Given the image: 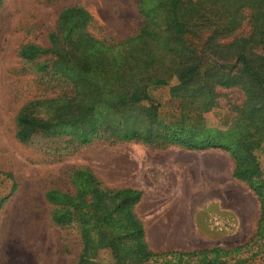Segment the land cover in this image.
I'll use <instances>...</instances> for the list:
<instances>
[{
	"label": "rangeland",
	"instance_id": "rangeland-1",
	"mask_svg": "<svg viewBox=\"0 0 264 264\" xmlns=\"http://www.w3.org/2000/svg\"><path fill=\"white\" fill-rule=\"evenodd\" d=\"M72 7L90 14L86 32L107 46L135 36L143 25L139 0H1L0 264L79 262L84 252L80 227L76 222H54L58 206L48 201L51 192L71 196L81 192L86 205L83 210L93 219L92 224L96 217H105L103 228L100 223L90 228L88 264H114L99 233L123 236L127 231L121 216L113 213L116 201L100 197L91 205L95 202L94 186L106 192H140L132 212L144 230V242L152 254H169L147 260V264H194L197 258L176 254L214 248L229 251L251 239L257 242L258 197L248 183L232 176L234 161L224 150H187L109 137L80 145L69 135L46 133H37L27 142L17 140L20 112L51 120L72 100L83 97L55 76L54 56L26 60L20 55L29 46L50 49V35L57 32L59 14ZM248 29L245 22L226 41L246 35ZM208 35L205 31L191 41L200 44ZM175 84L177 80L172 79L167 86L148 89L164 125L186 114L185 122L194 127L196 135L228 142L242 133L245 122L234 108L241 107L245 97L238 87L217 88L216 107L204 113L198 105L171 99L170 88ZM255 156L264 180V144ZM80 173L94 181L83 180Z\"/></svg>",
	"mask_w": 264,
	"mask_h": 264
},
{
	"label": "trees",
	"instance_id": "trees-1",
	"mask_svg": "<svg viewBox=\"0 0 264 264\" xmlns=\"http://www.w3.org/2000/svg\"><path fill=\"white\" fill-rule=\"evenodd\" d=\"M139 3L143 25L138 34L118 45L107 46L87 33L90 14L83 8L72 7L59 14L57 32L50 35V49L29 46L21 51L26 60L38 55L54 56L55 76L70 83L83 97L80 101L72 100L51 120L38 119L25 110L20 112L16 138L27 142L37 133L69 135L73 142L88 145L96 138L109 137L119 142L172 144L200 151L218 148L228 152L234 161L232 176L248 183L258 197L259 240L251 239L229 251L214 248L176 255L195 257L198 261L194 264H264V180L255 156L264 144V0ZM245 22L249 27L246 35L227 42ZM205 31L209 35L201 45L191 41ZM172 79L177 84L170 88L171 99L198 105L204 113L216 107L217 88L238 87L245 103L234 111L245 125L237 139L222 142L196 135L192 133L194 127L185 122L186 114L175 123L164 125L148 89L167 86ZM80 177L94 181L85 173H80ZM92 195V206L100 197L116 201L113 213L121 216L127 231L123 236L99 233L100 240L111 250L114 264H147V260L169 255L152 254L144 242V230L132 212L140 192H106L94 186ZM47 199L58 206L53 216L55 223H78L84 252L77 264H88L90 228L99 223L103 228L105 217H96L92 224L93 219L83 210L86 205L81 192L75 196L51 192Z\"/></svg>",
	"mask_w": 264,
	"mask_h": 264
}]
</instances>
